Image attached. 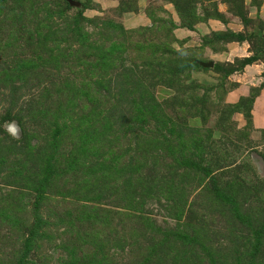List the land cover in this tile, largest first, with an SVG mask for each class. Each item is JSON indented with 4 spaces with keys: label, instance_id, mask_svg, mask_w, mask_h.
<instances>
[{
    "label": "rangeland",
    "instance_id": "obj_1",
    "mask_svg": "<svg viewBox=\"0 0 264 264\" xmlns=\"http://www.w3.org/2000/svg\"><path fill=\"white\" fill-rule=\"evenodd\" d=\"M0 264H264V0H0Z\"/></svg>",
    "mask_w": 264,
    "mask_h": 264
}]
</instances>
